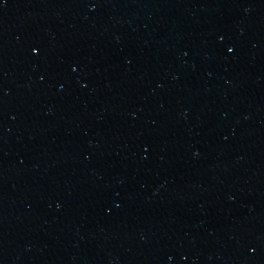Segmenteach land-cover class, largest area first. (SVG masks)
<instances>
[{
  "label": "water",
  "instance_id": "95a60500",
  "mask_svg": "<svg viewBox=\"0 0 264 264\" xmlns=\"http://www.w3.org/2000/svg\"><path fill=\"white\" fill-rule=\"evenodd\" d=\"M0 264H264V0H0Z\"/></svg>",
  "mask_w": 264,
  "mask_h": 264
},
{
  "label": "snow or ice",
  "instance_id": "6c2138e0",
  "mask_svg": "<svg viewBox=\"0 0 264 264\" xmlns=\"http://www.w3.org/2000/svg\"><path fill=\"white\" fill-rule=\"evenodd\" d=\"M32 51H33V52H36L37 49L33 48ZM229 51H232V49H229Z\"/></svg>",
  "mask_w": 264,
  "mask_h": 264
}]
</instances>
